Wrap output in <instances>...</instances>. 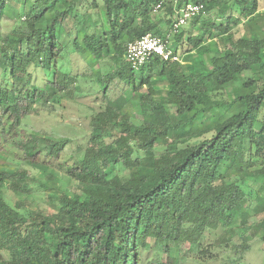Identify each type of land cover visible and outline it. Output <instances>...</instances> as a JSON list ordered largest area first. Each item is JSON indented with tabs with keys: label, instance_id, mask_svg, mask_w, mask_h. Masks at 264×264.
Masks as SVG:
<instances>
[{
	"label": "trees",
	"instance_id": "1",
	"mask_svg": "<svg viewBox=\"0 0 264 264\" xmlns=\"http://www.w3.org/2000/svg\"><path fill=\"white\" fill-rule=\"evenodd\" d=\"M10 1L0 0V19ZM79 2L36 0L1 49L0 155L8 145L22 154L19 168H0V253L8 254L0 264H243L253 239L264 246V31L252 27L236 38L235 28L256 26L260 0H103L102 31L84 30L79 39L116 65L102 78L103 97L119 81L138 97L141 116L131 113L129 96L107 100L76 161L58 169L72 141L22 124L35 104L55 103L76 81L55 65L63 60L59 29L76 17ZM188 3L216 17L192 19L200 32L187 38L181 62L152 56L133 70L128 45L148 34L164 37L163 25L171 29ZM184 36H174L177 47ZM32 66L52 72L49 93L31 89ZM31 182L48 206H29ZM250 201L261 208L251 224Z\"/></svg>",
	"mask_w": 264,
	"mask_h": 264
},
{
	"label": "rangeland",
	"instance_id": "2",
	"mask_svg": "<svg viewBox=\"0 0 264 264\" xmlns=\"http://www.w3.org/2000/svg\"><path fill=\"white\" fill-rule=\"evenodd\" d=\"M35 1L36 0H11L9 2L5 15L0 19V54L6 37L13 32H18L23 29L25 20L24 13ZM165 1L168 2L169 0ZM96 3L99 5V8L94 6ZM102 4L103 0H95V2L93 0H80L76 17L72 16L73 14L71 13L64 20L63 27L62 29L60 28L58 32V35L60 34L63 37V60H57L55 67L62 73L76 76V81L60 93L62 99H58L55 103L49 99L35 104L31 114L22 124V128L29 133L37 132L41 135H48L55 138H67L72 141L62 154L61 159L56 163L57 166L60 165L58 169L70 166L76 161L77 156L81 153L78 148H84L90 136L94 112H98L101 107L105 106L107 100L112 101L122 95L129 96L131 98V113L136 118H140L141 116L138 107V97L135 95L132 96L129 88L119 81L110 84L107 99L103 97L104 81L102 78L107 74L114 73L117 69L116 65L109 57L95 58L90 51H86L83 41L79 39V37H81V32L84 30L89 35L93 33H97L98 35L102 31L101 27H98L103 20L101 15ZM261 6L264 7V0H261ZM160 15H165V12H161ZM206 16L215 18L216 13L214 11L210 14H206L205 17ZM191 24L192 21L187 27H183L184 30L182 32L186 31V37L196 35L197 32H200L199 25L190 29ZM247 25L248 24H246V26L241 24L235 28L236 38L244 34L249 35L252 27L258 31V34H261V31H264V15L257 19L256 26ZM166 29L167 26L164 24V32ZM77 38L79 44L76 47L74 40ZM169 45L174 52H177L181 57L182 53L188 48L186 41L177 47L175 38L172 36L169 40ZM4 67L5 61L2 60L0 61V79L3 78L2 71ZM29 71L32 74L31 89H38L49 93L46 81L52 80V72L44 73V71L35 68V66L30 67ZM216 98L226 99V94H220ZM208 104L210 105V102H208ZM220 111L223 113V110L220 109ZM21 154L22 153L13 146H6L0 155V168H19ZM120 170V172H122V169ZM255 180V178L250 179V183L252 184ZM31 183L35 193L28 201L29 206L33 208L38 205L48 206L42 200H46V195L41 194L42 191L40 192L37 190L39 184L35 182ZM248 190H252V188ZM247 206L248 211L245 217L251 224L257 220V215L261 211V208L257 203L252 201H250ZM250 245L251 250L244 254L243 264H264L263 244H261L259 240L253 239ZM212 253L219 257L221 255L224 258L228 255H234L233 252L223 251L222 249H213ZM0 255V259L8 258V254L5 252H1ZM145 257L151 260L153 253H146ZM163 258L165 259L166 257L163 256ZM206 261V263H201L197 260L189 259L182 262V264H223L221 261L215 262V260L210 261V259Z\"/></svg>",
	"mask_w": 264,
	"mask_h": 264
},
{
	"label": "built area",
	"instance_id": "3",
	"mask_svg": "<svg viewBox=\"0 0 264 264\" xmlns=\"http://www.w3.org/2000/svg\"><path fill=\"white\" fill-rule=\"evenodd\" d=\"M162 8V2L154 6L157 13ZM206 15L203 4L188 3L177 9L173 27L167 37L148 34L141 39L131 42L126 50L125 59L131 68L139 71L152 56H158L166 62H181V58L174 52L169 45L167 38L174 37L180 33L192 19Z\"/></svg>",
	"mask_w": 264,
	"mask_h": 264
},
{
	"label": "crops",
	"instance_id": "4",
	"mask_svg": "<svg viewBox=\"0 0 264 264\" xmlns=\"http://www.w3.org/2000/svg\"><path fill=\"white\" fill-rule=\"evenodd\" d=\"M260 5H261V0H260ZM261 11H263L264 12V7H262L261 6ZM175 16H176V13H175ZM192 21V20H191ZM191 21L186 25V27L191 23ZM193 28H195V26H193V24H191V26H190V29H193ZM172 29V28H171ZM171 29H169L168 27H167V29L165 30V32H164V30H163V33L165 34L164 35V38L165 37H167L168 35H169V32L171 31ZM184 30V28L181 30V32ZM184 34H185V36H184V42L187 40V38L189 37H186V31H184ZM197 34H199L198 32H197ZM196 34V35H197ZM191 36H193V35H191ZM171 38V37H170ZM170 38H167L168 39V41L170 40ZM183 42V43H184ZM176 54L178 55V53L176 52ZM180 58H181V56L180 55H178Z\"/></svg>",
	"mask_w": 264,
	"mask_h": 264
}]
</instances>
